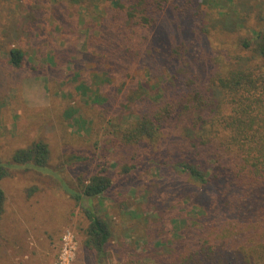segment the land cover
<instances>
[{"label": "rangeland", "instance_id": "obj_1", "mask_svg": "<svg viewBox=\"0 0 264 264\" xmlns=\"http://www.w3.org/2000/svg\"><path fill=\"white\" fill-rule=\"evenodd\" d=\"M203 9L210 27L204 39L172 11L148 32L114 28L105 0H0V160L11 171L0 182L2 228L18 221L17 232L34 244L25 255L35 264H163L174 244L195 241L200 205L209 208L169 162L219 168L208 163L210 125L199 131V115H191L152 142L128 145L123 135L167 102L185 96L193 105L190 94L203 81L229 70L232 49L248 57L238 46L264 34V0H207ZM14 48L24 54L20 68L9 64ZM185 80L197 84L183 88ZM37 142L50 149L46 170L10 165L16 151ZM104 168L112 186L95 205L112 239L102 257L88 247L89 222L65 187L80 191ZM5 243L0 235V263Z\"/></svg>", "mask_w": 264, "mask_h": 264}, {"label": "trees", "instance_id": "obj_2", "mask_svg": "<svg viewBox=\"0 0 264 264\" xmlns=\"http://www.w3.org/2000/svg\"><path fill=\"white\" fill-rule=\"evenodd\" d=\"M105 1L113 9L117 30L132 25L152 32L162 15L172 11L181 20L191 21V27H186L193 34L202 39L209 36L210 27L205 22L207 13L203 9L207 0ZM254 39L244 40L238 46L248 57L237 55L238 49H232L235 56L229 70L203 81L202 87L190 94L193 105L183 103L185 96L180 103L167 102L138 119L123 135L128 145L152 142L168 125H173V121L183 122L191 115H199L202 125L201 129L196 128L199 131H206L205 125H210L206 133L211 136L213 148L207 153L208 163L219 164V168L213 170L189 160L169 162L170 167L175 166L195 183L209 209L200 205L203 212L200 221L195 223V241L174 244L173 251L164 253L163 264H264V34L256 33ZM160 40L162 36L154 38L153 43ZM23 59L20 49L14 48L9 54V64L14 68H20ZM159 60L157 64L161 63ZM183 83V88L197 84L194 80ZM180 107L182 110L178 109ZM203 110H207V119L200 115ZM49 161V146L37 142L16 151L10 165H31L46 170ZM9 167L0 160V182L11 177ZM124 171L128 175L131 168L125 167ZM106 174L104 168L88 183H80V191L65 187L89 222L88 247L102 257L107 254L112 231L108 222L99 216L95 201L103 198L112 186ZM178 187L181 188L179 183ZM34 191L31 190L30 195ZM5 206L6 194L0 186V235Z\"/></svg>", "mask_w": 264, "mask_h": 264}, {"label": "crops", "instance_id": "obj_3", "mask_svg": "<svg viewBox=\"0 0 264 264\" xmlns=\"http://www.w3.org/2000/svg\"><path fill=\"white\" fill-rule=\"evenodd\" d=\"M10 220V219H9ZM7 220V226L2 228L1 226V235L5 238V250L2 252V258L0 264H35L36 260L30 258V256L25 255L29 254L28 250H33V243L26 241L27 234L22 235L17 232V226L15 225L18 221L12 218V223H9ZM19 234V237L17 236ZM25 255V257H23Z\"/></svg>", "mask_w": 264, "mask_h": 264}]
</instances>
